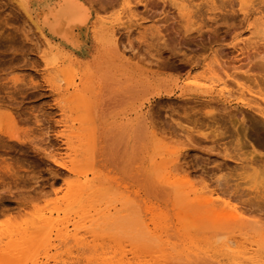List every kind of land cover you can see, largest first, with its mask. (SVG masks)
I'll list each match as a JSON object with an SVG mask.
<instances>
[{"label": "rangeland", "instance_id": "obj_1", "mask_svg": "<svg viewBox=\"0 0 264 264\" xmlns=\"http://www.w3.org/2000/svg\"><path fill=\"white\" fill-rule=\"evenodd\" d=\"M83 1L91 21L87 26H65L57 41L62 55L56 71L42 36L23 10L13 0H0V250L11 234L36 224L40 215L53 218L60 208L61 216L65 210L73 219L65 198L71 194L76 175L54 162L52 155L65 151V134L78 145L90 139L92 126L109 127L116 122L120 125L94 144H82L69 165L78 171L96 172L93 188L99 192L100 184L107 187L102 191L106 203L120 192L134 198L129 210H120L100 224L102 233L110 236L103 257L115 260L118 241L140 243L148 249L162 239L176 250H215L221 262L230 264L232 255L223 244L234 238L257 239L264 262V198L244 194L256 183L263 181L264 185V174L258 177L247 172L243 178L239 175L242 157L236 155L252 152L249 136L256 107L242 104L240 90L245 95L247 90L264 95V36L256 19L264 13V0H147L145 7L139 0ZM97 19L114 28L116 51L94 37ZM165 32L166 42L173 46L161 45L159 34L163 37ZM167 47H175L171 49L175 53ZM79 48L86 50L85 56L80 57ZM70 51L78 57L75 65L63 62ZM187 57L193 61L192 68L187 67ZM217 59L220 65L214 64ZM211 61L217 82L195 89L192 82L201 80L203 65ZM101 68L116 71L122 85L131 81L128 77L137 78L142 83L137 94L142 105L130 103L111 112H96L89 122V94L84 93L78 108L70 109L67 101L60 102L70 91L58 92L53 84L64 86L58 80L61 77L69 78L73 72L87 76ZM220 81L230 91L227 99L219 94ZM152 88L172 92L152 97ZM243 125L247 127L245 136ZM231 126L240 144L232 141ZM258 131L262 134L264 125ZM223 147L233 150L225 155ZM218 177L221 184L217 188L223 191L224 201L244 210L237 222L214 216L210 204L200 197L194 199L193 194L203 191L205 185L214 188ZM249 177L252 182L245 184ZM145 220L148 225L142 228ZM67 249L53 244L43 249L37 242L27 252L26 264H55ZM85 254L94 255L87 249ZM141 254L152 258L151 264L165 260L178 264L165 251ZM94 258L91 264L103 263L98 255Z\"/></svg>", "mask_w": 264, "mask_h": 264}, {"label": "bare ground", "instance_id": "obj_2", "mask_svg": "<svg viewBox=\"0 0 264 264\" xmlns=\"http://www.w3.org/2000/svg\"><path fill=\"white\" fill-rule=\"evenodd\" d=\"M13 1L17 4L18 7L23 10L26 18L29 19L35 26V28L39 31L40 35L43 38L44 49L46 50V53L53 58L50 59V61L52 63L55 62L54 69L57 71L59 69V63L57 62V60L60 58V55H62V53L60 52L61 47H59L60 44L57 41L60 40V36L63 37L65 26L73 24L87 26L91 21L89 10L87 9L84 1ZM146 1L147 0H139L138 2L144 4L145 7ZM256 19L258 20L257 26H259V30L261 31L260 35L262 36L263 34L264 36V13H260L258 17H256ZM96 21H94L93 23L94 37H96L97 39L101 38L105 43V46L109 47L110 50L113 49V51H116L118 48H116L118 40H116V32L114 28L111 27L108 22L106 23L105 21H102L100 19H97ZM156 28H159V26ZM252 29H254V27ZM154 34L157 33L155 32ZM159 35L160 39H162L163 41V44L160 41L161 45L173 46L171 44H168L169 42H166V32L165 35L162 34V36L164 35L163 37H161V34ZM260 35L258 36L259 38ZM164 37H166V39ZM167 48L171 51V49L175 47L171 49H169V47ZM77 51L81 53L80 57L86 55V50L84 48H79L77 49ZM172 51L175 53L174 50ZM70 52L72 54L67 55L68 57L65 58L63 62L75 65L78 57L73 56L72 51ZM65 54H67V52H65ZM188 58L189 57H187L185 60H187ZM188 60L190 62L188 61V63H186L189 64L187 65V67L189 66L190 68H192L193 61H191L190 59ZM212 61L211 63L208 62L203 65V70L200 73L201 80L198 79L192 82L195 89H202L204 88V85L211 87L213 86V82H217L218 77L216 76V68H214V64L220 65V61L219 59H217V63L214 64H212ZM262 67L264 68V66ZM115 73L116 71H112L109 68H101L97 72H92L87 76L83 75V73L73 72L69 78L61 77L60 79H58L59 81L63 80L64 86H62L60 83L53 84L52 80H50V83L55 85L58 92L70 91V95L67 96L66 100H60V102L67 101L70 109L78 108L80 100L84 98V93H88L89 97L86 104V117L90 122V119L96 112H111L114 109L129 105L130 103H140V105H142V101L137 98V94L140 91L139 88H142V83L139 82L137 78L128 77V79H130L131 81L125 82V85H122L123 81H121L120 78L116 77ZM218 84H220L222 87V89L219 90L220 96L224 99H227L230 95V91L225 89V81H220L218 82ZM240 91L241 96L243 97V99L241 100L242 104H254L256 107L252 113V128L254 130L251 131L249 136L251 138L250 140L252 141V152L246 155L244 153L239 154L238 152H236V155L242 157L241 159L239 158V168H241L242 171L240 172V174H238L243 175L242 177L244 178L246 173L250 172L251 175H258L259 177V174H264V160H262V156L264 155V136H262V134H264V132L261 134L258 131L259 128L264 125V105L262 106L260 104V102L262 101V103H264V95L260 91L253 92L251 90H247L246 95L243 94L242 90ZM171 92L172 90L167 88H164L163 90L152 88L151 94L152 97H154L160 96L162 94L170 95ZM258 98L261 99L260 102ZM61 111L63 112V108H61ZM227 112L226 114L231 113V111L230 113ZM211 114L212 112L210 113V115ZM135 117L136 119H138L140 117V114H137ZM226 121H229L228 123L230 124L232 123V119ZM222 122L226 124L225 120ZM119 125V123L117 124L116 122H114V124L110 125L109 127L92 126L91 129L89 128L90 131L88 134L90 139L87 141L85 138L84 143L82 144H94V142L102 138V135L104 133L116 129ZM62 126L66 128V122H63ZM228 126L227 131L229 130ZM244 126L245 125H243L241 132L245 136L247 127ZM231 127L234 132L232 141H235L236 145L240 144L238 133L236 132V130H234L233 126ZM77 136L79 137L80 135ZM63 137L65 151H63L62 153L60 152L61 154L57 152L53 154L52 157L54 162L58 163L59 165L68 167V170L76 175V180L72 186L71 194L67 199L65 198L66 202L71 205L72 214H74L72 217L73 219H69L70 216L67 215V211L65 210L62 211L63 215L61 216V210L60 208H57L54 212L55 216L53 218L40 215L35 221L37 222L36 224L28 225L24 228H19L13 234L8 233L11 235L7 246L0 250V264H26L29 260V255L27 252L37 242L40 243V246H42L43 249L49 247L52 244L55 246L63 245L66 248L68 247L66 254L61 255L58 260H55V264H91V262L96 259L94 257L97 255L102 258V264H151L150 259L152 258L145 259V257L142 256L141 253L148 252L149 254H152L154 252L163 253V251H165L166 256H171L172 259L177 261L176 263L178 264H224L223 262H221L222 258L215 255V250L211 252L208 249L200 250L197 247L192 250H186V248H180L176 250L174 246L168 247L166 245V242L162 241V239H158L156 244L148 249L140 245V243L136 244L128 240H124L121 242L118 241L116 248L118 251L114 252V255L118 254V256L115 258V260L108 261V259L106 257H103V255L107 254V250H105L104 248V243L108 238H110V236L102 233L100 224L103 223L105 219L111 217L112 214L120 210H129L128 204H130L131 199L133 200L134 198L120 192L110 202L106 203L105 197L103 196L104 193L102 191L107 187H104L103 184H100L99 186H97L99 192H97V190H94L93 188L96 172L93 169H90V171H78L75 170L72 166H69L73 164V160L71 157L76 156L79 153L82 144L78 143L79 146L74 145V143L71 141L70 135L65 134ZM223 149L224 150H222V154H224L225 152L230 154V151L233 150L231 149L229 151V149L226 147H223ZM173 158L176 159V157ZM239 159L237 158V160ZM132 163H130L129 165H132ZM136 168L137 167H134L133 169ZM235 168H237V166ZM220 177L223 178V176ZM220 177L216 179L214 188H210L209 186L205 185L204 190L200 191L199 193H194V190L191 189L194 193V199L200 197L203 201H205V203L210 204L212 206V213L214 216H218L219 218L230 223L237 222L243 217L244 210L236 205L231 204L230 200L224 201L223 197L225 195L223 194V191L217 188L221 184ZM250 177L252 178V176ZM250 177L245 179V184L252 182V179H250ZM169 178L170 177H168V179ZM173 182L174 180H172V183ZM256 182L258 181H255V183ZM262 182L263 181L260 182L261 184H254L252 190L246 191L244 194H253L254 198H264V185L262 184ZM156 184V186L164 188L158 183ZM252 184L253 183H251V185ZM237 185L234 186L237 187ZM93 190L95 191V194H93ZM235 190L238 189L235 188ZM188 191H190V189ZM241 192L243 193L244 191ZM118 204L120 205L119 208H117ZM137 204L141 208L140 211L142 213H145L146 209H143L142 204L140 202H137ZM52 212L53 210L50 211V215L53 214ZM147 225V221L145 220V223H143L141 226L142 228H146ZM126 242L127 244H125ZM258 246L259 243L257 239H252L245 242L230 238L228 242L223 244V248L228 250L232 255L230 258V264H264V262L262 261V257L258 254ZM86 249L93 250L94 255H86ZM140 251L142 252L140 253ZM159 264H168V261H160Z\"/></svg>", "mask_w": 264, "mask_h": 264}]
</instances>
